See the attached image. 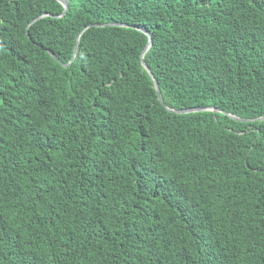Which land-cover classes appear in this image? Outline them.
<instances>
[{"label":"trees","instance_id":"1","mask_svg":"<svg viewBox=\"0 0 264 264\" xmlns=\"http://www.w3.org/2000/svg\"><path fill=\"white\" fill-rule=\"evenodd\" d=\"M67 1L0 0V264H264V0Z\"/></svg>","mask_w":264,"mask_h":264},{"label":"water","instance_id":"2","mask_svg":"<svg viewBox=\"0 0 264 264\" xmlns=\"http://www.w3.org/2000/svg\"><path fill=\"white\" fill-rule=\"evenodd\" d=\"M63 5H64V7H65V9H64V11H63V13H62V15L63 14H65L66 12H67V10H68V8H69V2L67 1V0H59ZM46 15H49V14H46ZM43 16V15H42ZM57 16H59V15H54V17H57ZM38 18H40V17H37L36 19H38ZM36 19H34L33 21H35ZM32 21V22H33ZM98 26H99V24H97ZM112 25H123V26H127V24H124V23H112ZM90 26H93V25H88L87 27H85L84 29H83V31L86 29V28H88V27H90ZM141 31H143L144 33H146L148 36H149V43H148V45L146 46V48L143 50V52H142V65H143V67L149 72V74L152 76V78L154 79V84H155V88H156V91H157V93H158V97H159V99L161 100V101H163V98H162V94H161V91H160V87H159V83H158V81H157V79L154 77V74L152 73V71H151V69L149 68V66L147 65V63H146V61H145V59H144V56H145V53H146V51H147V49L150 47V45L152 44V35H151V33L149 32V31H147L145 28H139ZM83 31H81V33L83 32ZM81 33L79 34V36H78V40H77V44H76V46H75V49H74V55H73V57H72V59H71V62L75 59V55H76V53H77V48H78V42H79V37H80V35H81ZM50 52V54L57 60V61H61L52 51H49ZM70 62V63H71ZM70 63H68V64H65L66 66L67 65H69ZM170 110H173V109H170ZM200 110H214V111H217L218 109H216V108H214V107H198V108H187V109H181V110H173V111H175V112H177V113H187V112H193V111H200ZM223 113H226V114H228L230 117H232V118H234V119H237V120H241V121H254V119H244V118H241V117H238V116H236V115H232V114H230V113H227L226 111H223V110H221ZM264 118V116H262V117H260V118H258V119H263Z\"/></svg>","mask_w":264,"mask_h":264}]
</instances>
